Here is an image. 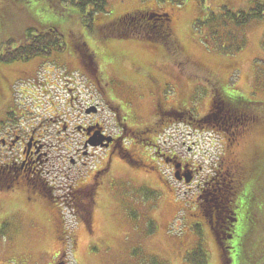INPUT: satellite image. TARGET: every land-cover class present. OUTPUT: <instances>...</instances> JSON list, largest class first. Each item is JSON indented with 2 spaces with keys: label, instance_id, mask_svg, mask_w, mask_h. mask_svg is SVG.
I'll return each mask as SVG.
<instances>
[{
  "label": "rangeland",
  "instance_id": "rangeland-1",
  "mask_svg": "<svg viewBox=\"0 0 264 264\" xmlns=\"http://www.w3.org/2000/svg\"><path fill=\"white\" fill-rule=\"evenodd\" d=\"M106 1L107 14L87 30L74 15L61 17L54 0H0V57L15 49L32 28L56 27L65 44L63 53L50 57L9 64L0 60V122L19 117L24 125L29 118L40 123L52 111L64 120L82 121L83 109L97 103L100 111L104 109L100 122L110 135L119 136L120 128H125V138L130 135L118 141L127 157L135 144L132 135L151 128L155 115L168 120V109H181L194 118L204 116L216 92L241 99L248 103L254 121L245 127L248 134L233 145L223 132L210 128L195 132L185 124L162 127L159 145L163 153L175 152L200 166L202 172L195 180L199 184L215 169L220 175L223 160L241 165L240 172L248 173L241 180L234 243L245 255L241 264H263L264 17L233 30L211 21L212 12L215 18L223 15L222 6L245 11L254 0H208L204 6L199 0H183L179 6L170 0L159 5L155 0ZM158 8L170 17L172 48L108 35L115 19ZM77 44L91 58L87 65L74 55ZM97 86L103 91L101 97ZM78 140L74 136L68 144L53 145L54 158L67 156L65 165L44 171L55 182L53 191L59 198L67 193L77 171L68 157L80 147ZM147 141L140 140L143 145L134 150L139 166L127 165L120 153L107 158L101 150L84 160L85 167L79 163L82 177L92 172L97 161L104 181L81 211L51 207L24 190L0 194V264H54L61 255L66 264H186V253L198 244L205 249L208 264H222L212 231L195 206L197 183L186 186L175 180L172 171L164 170L163 163L154 165ZM224 218L215 219L219 235Z\"/></svg>",
  "mask_w": 264,
  "mask_h": 264
},
{
  "label": "flooded vegetation",
  "instance_id": "flooded-vegetation-1",
  "mask_svg": "<svg viewBox=\"0 0 264 264\" xmlns=\"http://www.w3.org/2000/svg\"><path fill=\"white\" fill-rule=\"evenodd\" d=\"M74 55L81 63L79 56L80 53H75ZM97 81L99 82V80ZM96 90L100 97L103 96V91L98 86ZM95 106L98 107L97 103ZM91 107H93V105H90V108ZM87 109L88 108H84L81 113V116L83 117L82 121L70 122L67 120L68 118L65 117L64 120L62 118L64 116H61V114H58L56 111H52V114L46 117V119L42 122L39 123L36 121V118H32L30 121L25 123V127L23 126L24 123L20 121L21 119L19 117H14L8 121L0 122V194H13L19 190H24L29 195L32 194L34 196H38L39 198L45 199L47 204L51 207L56 208V205H62L72 210L78 209L81 211L84 207L91 203L92 197L96 194L99 187L103 186L104 182L102 168H99L97 163L94 165V168L91 169L92 172H84V177H80V173L82 172L80 165L83 167L87 165L84 160L88 161V157L91 158L94 156L93 152L96 150H101L108 153L107 158L116 152L118 154L120 153L121 155L123 154V158H125L127 165L139 166L141 161L135 154L134 150L138 149L136 148V145H143L144 141L147 139L148 141L146 142V146L149 147L147 149L152 150L154 153L152 159L154 165L157 162H161V164L163 163V165L166 167L164 170L172 171L174 177L179 181V183L185 184L184 177L186 176L188 179H190L189 185H191V183L200 176L202 168L198 165H194L185 158H181V156L177 155L176 153L168 155L161 151V148L157 143L163 134L160 133L162 131V127L165 130L172 124L182 121V123L185 122V124L193 127L194 129H205L206 126L202 124L208 122L211 130L215 129L218 132H223L226 141L229 142L230 145H233V143L237 141L239 137H244L248 134L249 131L245 127L249 122L254 121L253 117L247 116L241 125L235 128L228 127L226 131H223L220 127H217V124L211 123V119H207L208 121L200 119L196 120L195 122H191L190 120L188 121L182 118L180 115V110L168 109L165 112V115H167L170 119H163V115L160 117L157 115L158 118H156L155 115L154 119L152 120L153 125L151 128H148L146 132L142 130V132H135L132 135L131 141L135 144L132 151L130 152L131 154H128L126 157L121 147L118 145V141H126L130 136H127V138L124 137L125 128L119 129V136L110 135L107 132V129H105L102 125L103 123L100 122V118L95 119L99 115L101 117L102 111L100 112L98 108L94 114L89 115L87 113ZM169 112L171 114H166ZM115 121L117 122V120ZM143 134L148 135L145 138H142L141 135ZM74 136L79 137L77 143L80 145V147L73 151V156H69L68 158L70 159L68 160L70 165L74 166L77 171H75V177L72 179L67 193L64 194L63 198H59V196L55 195L52 191L51 188L53 187L47 185V181L43 178V173L48 167H59L65 165V158L67 156L62 158L59 154H56V157L54 158L53 154L54 152L56 153V151L54 150L53 145L59 144L60 141H69ZM150 136L156 137H154L152 141L149 140ZM99 137L105 138L103 147H90L89 144L98 140ZM140 140L143 143H140ZM65 149L68 148L65 146ZM224 162L225 160L221 161V163L225 165ZM229 164L233 172H237L234 171V168L241 170V165L237 164L232 166L231 163ZM154 165H151V167L155 168ZM28 169L30 170V173H28ZM222 170L223 168H221V171ZM218 171L219 170H217L213 176L209 177L207 181H203L196 185L197 195L195 206H197L196 209L199 212L200 218L201 215L203 217V214H201V207L209 202L208 198L210 196L214 198V196L217 194V190L215 188L213 191H211V185L213 184V181L216 180V177L224 179L222 172H220L219 175L217 173ZM30 175H33L32 178H38L44 184L43 187L34 185L31 187V189L30 187L28 189V186L31 184L30 182L32 181L33 183V180L29 178L31 177ZM235 176H233V178ZM68 179L70 178L68 177ZM92 179L94 180L92 181ZM84 182L86 184H83ZM28 198L33 199L32 197ZM61 256L57 258L54 264H66L62 259L63 256Z\"/></svg>",
  "mask_w": 264,
  "mask_h": 264
},
{
  "label": "trees",
  "instance_id": "trees-1",
  "mask_svg": "<svg viewBox=\"0 0 264 264\" xmlns=\"http://www.w3.org/2000/svg\"><path fill=\"white\" fill-rule=\"evenodd\" d=\"M54 1L56 4V7L54 6L55 9L63 12L61 17L72 14L77 17L81 26L87 28V30L94 29L95 21L107 14L106 0ZM155 1L158 5L164 3V0ZM170 1L179 6L182 4L183 0ZM206 1L208 0H199L200 6H204ZM252 3L253 5L249 9L239 12H233L230 8L225 6L223 8L222 6L220 10L223 11L222 16L215 18L213 15L214 12H212V24L214 25L220 22L233 30L242 28L249 22L261 20L264 17V1L254 0ZM67 9H71L72 13L65 12ZM107 33L108 35L123 39H140L152 44H162L168 48H172L174 45L170 29V17L168 12L160 8L157 10L143 9L123 15L109 24ZM262 47L264 48V35ZM64 49V36L60 29L50 26L40 29L32 28L26 35H23L19 44L16 45V48L9 51V53H4V55L0 57V60L5 62V64L27 62L34 58L51 56L53 53L61 54ZM76 49L80 53V61L87 65L86 63L91 60V58H89L90 56L78 44ZM247 105L248 103L241 101V99H236L232 95L224 97L222 93L217 92L212 101V110L206 117L207 119H211V123L217 124V127L226 131L228 127H232L233 124L236 125L240 123L241 125L245 121L250 112L249 109H247ZM246 153L247 154H244V156L249 155L248 151ZM251 155H255V153ZM27 171L30 173L29 169ZM234 171L237 172L235 173L231 170L229 163L225 164L221 171L224 179L218 178V180H214L211 185V191H213L214 188L217 190L216 196H214V198L210 196L208 198L209 202L201 207V214H203L205 222L212 231V235L214 236V240L221 255L222 264H233V262L235 264H241L240 261L245 257V255L239 253V243L237 241L234 243L236 238L234 235V227L238 220L236 209L238 208L237 205L240 199L239 192L241 180L245 179L248 173H244L245 170L241 173L237 168H234ZM239 172L241 176H239ZM235 175L239 177L236 179ZM30 176L29 178L33 180V183L32 181L30 182L31 184L28 186V189L29 187L31 189L34 185L43 187L44 184L38 178H32L33 175ZM233 176L235 177L233 178ZM223 216L225 217V222L220 224H223L222 229H224V231H222V235H219L216 229L215 219L219 220L220 217ZM239 238L240 235L237 236V239ZM262 252L260 253L264 257V253ZM184 261L186 264H208V255L205 249L202 248V244H198L195 249L187 252Z\"/></svg>",
  "mask_w": 264,
  "mask_h": 264
},
{
  "label": "water",
  "instance_id": "water-1",
  "mask_svg": "<svg viewBox=\"0 0 264 264\" xmlns=\"http://www.w3.org/2000/svg\"><path fill=\"white\" fill-rule=\"evenodd\" d=\"M100 141H101V140H99V141H98V142H96V143H95V142H93L91 145H92V146H94V147H95V146H98V145H99V143H100Z\"/></svg>",
  "mask_w": 264,
  "mask_h": 264
}]
</instances>
